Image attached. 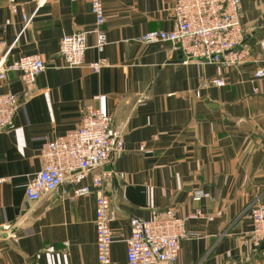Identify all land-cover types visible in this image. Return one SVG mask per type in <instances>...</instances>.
I'll list each match as a JSON object with an SVG mask.
<instances>
[{
	"label": "crops",
	"instance_id": "0c3cea01",
	"mask_svg": "<svg viewBox=\"0 0 264 264\" xmlns=\"http://www.w3.org/2000/svg\"><path fill=\"white\" fill-rule=\"evenodd\" d=\"M175 1L102 0L100 53L93 34L85 35L83 62L102 60L93 72L65 66L57 53L62 35L93 27L88 0H13L15 12L0 0L5 63L36 54L44 64L31 83L16 71L0 80V92L18 97L12 124L0 129V264H102L95 258L94 189L76 198L24 195L27 178L42 167L41 144L74 130L90 105L112 117L124 148L103 165L115 172L101 188L115 212L109 264H127L131 216L185 217L196 209L203 216L185 221L191 234L180 240L177 264H264L249 217L251 206L264 203V78L253 77L264 67V0H241L251 57L232 68L184 62L170 42L136 41L172 27ZM24 13L33 15L21 30ZM218 76L223 85L211 82Z\"/></svg>",
	"mask_w": 264,
	"mask_h": 264
},
{
	"label": "built area",
	"instance_id": "2783aa9c",
	"mask_svg": "<svg viewBox=\"0 0 264 264\" xmlns=\"http://www.w3.org/2000/svg\"><path fill=\"white\" fill-rule=\"evenodd\" d=\"M11 12H15L13 0H7ZM241 0H176L173 7L174 23L168 30L152 29L137 35L136 41L143 43L170 42L173 50L180 51L185 60L222 65L232 68L248 61L251 49L244 42V33L239 17ZM94 25L88 31L64 34L59 39L58 55L68 67L85 65L93 72L102 66V60L83 62L87 48L85 35L93 34V47L100 53L106 43L103 24L105 20L102 0H88ZM33 13L22 14L21 30L27 25ZM8 20L3 23V28ZM264 46V41L261 42ZM5 50L0 55V80L10 71H16L23 83L33 82L44 67L36 54L21 55L5 63ZM254 78H264V67L253 72ZM216 86L225 82L221 77L211 80ZM256 91V88L254 89ZM18 97L13 92H0V129L12 124V116L18 106ZM74 130L67 131L40 146L42 167L27 178L25 198L38 200L45 192L67 194L71 198L95 190L94 219L95 258L102 264H109L112 247V228L109 223L115 212L109 206V198L101 188L115 172L103 169L112 154L119 156L123 151L121 133L112 127V117L98 107L86 106ZM98 168L90 178V184H80L86 172ZM2 178H0V181ZM70 192H67V187ZM207 196L208 193H204ZM203 216L201 209L185 217L177 215H154L150 218L131 216L130 235L126 243L127 264H177L180 240L190 236L185 221ZM249 217L252 223L251 236L255 246L264 244V203L251 206ZM53 250L52 246L48 247Z\"/></svg>",
	"mask_w": 264,
	"mask_h": 264
}]
</instances>
